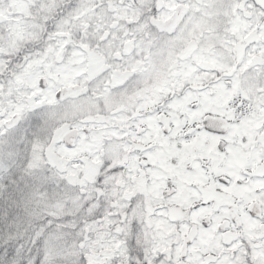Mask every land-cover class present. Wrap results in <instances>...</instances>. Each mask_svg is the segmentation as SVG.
<instances>
[{"label": "snow or ice", "instance_id": "obj_1", "mask_svg": "<svg viewBox=\"0 0 264 264\" xmlns=\"http://www.w3.org/2000/svg\"><path fill=\"white\" fill-rule=\"evenodd\" d=\"M0 264H264V0H0Z\"/></svg>", "mask_w": 264, "mask_h": 264}]
</instances>
